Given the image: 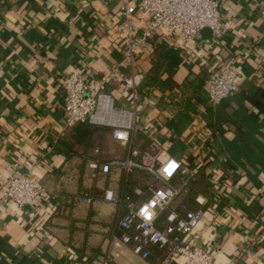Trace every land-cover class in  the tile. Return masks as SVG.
Returning <instances> with one entry per match:
<instances>
[{
  "label": "crops",
  "instance_id": "0c3cea01",
  "mask_svg": "<svg viewBox=\"0 0 264 264\" xmlns=\"http://www.w3.org/2000/svg\"><path fill=\"white\" fill-rule=\"evenodd\" d=\"M119 0H0V264H184L151 247L143 259L119 240L124 210L105 198L107 190L132 193L136 187L163 186L156 176L120 169L93 177V160L126 157L128 146L111 128L79 125L67 128L63 109V76L82 72L106 75L121 61L124 44L116 42ZM226 35L212 45V32L200 38L165 41L187 54V65L173 77L141 93L140 138L165 145L160 164L169 158H195L200 179L173 204L205 211L204 219L184 238L203 246L214 264H264L258 235L264 225V0H219ZM154 44L139 56L135 68L140 89L153 67ZM240 65V88L220 105L211 106L204 90L205 65L211 61ZM122 78L109 87L117 104ZM193 158V159H194ZM189 159V158H188ZM192 160V159H191ZM32 171L48 198L39 211L2 203L7 180ZM176 174L170 182L179 185ZM191 184V183H190ZM132 191V192H131ZM85 194L91 202L83 201ZM166 225L165 215L160 217Z\"/></svg>",
  "mask_w": 264,
  "mask_h": 264
},
{
  "label": "built area",
  "instance_id": "2783aa9c",
  "mask_svg": "<svg viewBox=\"0 0 264 264\" xmlns=\"http://www.w3.org/2000/svg\"><path fill=\"white\" fill-rule=\"evenodd\" d=\"M110 1V0H104ZM119 18L115 25L116 42L124 45V58L114 64L106 75H91L78 71L71 72L61 79L64 93L63 109L67 128L78 124H90L111 128L114 138L128 146L126 157L90 163L93 177L99 172L110 173L113 169L127 173L139 170L152 173L163 186L151 185V196L140 201L146 191L135 188L132 195H118L107 190V201L121 205L124 210L118 220L119 240L131 245L133 251L143 259L151 255L149 247L163 250L167 258L184 259V264H214V254L203 246H187L184 238L191 234L204 219L205 211L192 210L187 203H181L183 212L173 209V204L189 186V179L196 171L185 161L169 158L160 164L164 147L150 137V149H143L140 138L145 129L139 122V109L142 104L140 82L136 74L123 76L124 68H135L137 59L146 53L155 37L179 43L200 38L205 29L212 32V45H219L226 35V23L220 12L219 0H119ZM204 90L211 106L220 105L237 93L240 88V65L234 61H211L203 70ZM118 78L124 100L130 108L117 104L118 98L109 91ZM171 162L179 166L169 176L166 168ZM184 180L175 185L170 178L176 174ZM48 198V193L40 178L32 171L11 176L2 195V203L13 202L19 209L39 211ZM83 201L91 202L85 194ZM165 215L166 225L161 227L160 217ZM257 242L264 247V225Z\"/></svg>",
  "mask_w": 264,
  "mask_h": 264
},
{
  "label": "trees",
  "instance_id": "16d2710c",
  "mask_svg": "<svg viewBox=\"0 0 264 264\" xmlns=\"http://www.w3.org/2000/svg\"><path fill=\"white\" fill-rule=\"evenodd\" d=\"M157 39L158 38L155 37L151 40L152 45L154 44V47H155V51H154V55H153V59H152L153 67H152L151 71L145 76V79H144V82L142 85V89H140L141 93H147V92L152 91L153 89H157L156 87H159V85L163 82V77L165 74H167L168 76L165 79L164 85H167L170 87L176 86L177 84L173 80L175 72L181 66L191 63V62H188L187 54H185L183 49H181L180 47H176L174 45H171L170 43L165 42V41H157ZM122 55H123V57H122V59H123L124 53H122ZM78 125L80 127V130H82V132H84L85 130H88V128L86 126H91L90 124H86V123L78 124ZM156 139L158 140V142L163 147H165L164 143L158 137ZM194 157H193V155H190V156H188L189 159L187 158L185 160V162H187L191 167H195L194 166L195 164L193 162L195 160ZM138 171L139 170L131 171V172L127 173L126 176L131 178V175L138 172ZM200 176H201L200 172H199V170H197L194 178L189 179L188 184H189L190 188L192 187L193 182H196L198 179H200ZM182 178H184V176H182ZM144 190L146 191V193L141 198L140 201L147 200L151 196V193H149L147 191L148 189H144ZM124 194L132 195V196H134V198H136L134 190L132 193H129L126 191V193H124ZM151 247H156V246H150L149 250ZM157 249H159V248L157 247ZM159 250L163 253V250H161V249H159ZM150 253H151V251H150Z\"/></svg>",
  "mask_w": 264,
  "mask_h": 264
},
{
  "label": "clouds",
  "instance_id": "9594fccd",
  "mask_svg": "<svg viewBox=\"0 0 264 264\" xmlns=\"http://www.w3.org/2000/svg\"><path fill=\"white\" fill-rule=\"evenodd\" d=\"M179 165L176 162H171L169 166L166 168L168 175L170 176L172 172L178 167Z\"/></svg>",
  "mask_w": 264,
  "mask_h": 264
}]
</instances>
